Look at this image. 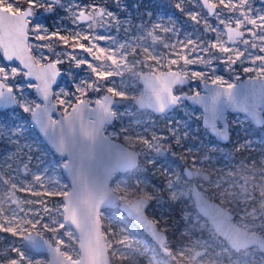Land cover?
Listing matches in <instances>:
<instances>
[{
    "label": "snow or ice",
    "instance_id": "6c2138e0",
    "mask_svg": "<svg viewBox=\"0 0 264 264\" xmlns=\"http://www.w3.org/2000/svg\"><path fill=\"white\" fill-rule=\"evenodd\" d=\"M219 2L225 9L238 13V15L234 20L232 17L224 19L219 12L215 11L218 7L216 3L203 0L208 14L215 15L219 23L224 25V30L220 31L205 20L204 32L217 33L213 42L203 37L193 39L191 34L184 40H181L179 36L174 42L164 40L157 34L158 32L176 34L178 30L174 24L169 25L161 21L153 23L150 29H146L143 23L137 25L136 28L140 35H137L135 39H130L128 43H119L111 35L99 34L96 31L101 26L110 27L112 23L122 26L124 23L107 8L95 4L81 5L79 0H67V3L65 0H26L27 8H22L18 3L14 4L12 0H0V55L3 61H19L21 66L0 65V98L5 93H13L12 86L8 84L9 80L18 76L25 79L34 77L37 83H28L27 87L34 88L43 100H51L54 106L64 109L63 120L60 122L52 120L50 116L47 117V127L54 131L59 123L67 128L70 135L78 130L83 141L94 142L98 135L99 124L116 115L113 110L114 103L131 99L141 107L145 106L143 98L137 100L136 97L128 95L123 87V80L121 81L122 87L119 88L114 80H109L116 76L122 77L125 69L144 81L151 92L147 106L160 112L165 110L166 105L178 104L183 99L174 93L177 86L195 79H204L211 84L213 94L210 97V103L212 105H215L221 97L227 99L230 104L237 103L233 92L234 86L221 77L214 76V69L207 72V76L204 70H188V66L194 64L211 68L213 60L216 59L223 61L225 70L228 71H231L238 63H243L246 57L253 65L259 62L254 68L243 67V71H255L256 76L251 78L249 83L253 89L259 88L264 93V14L254 13L250 0H235V2L234 0H227V2L219 0ZM175 6L181 11L184 10L181 3ZM57 8H62L75 26L65 30L67 35L61 34V29L50 31L44 24L33 23L31 19L38 9L53 13ZM188 16L197 23L202 18L201 14L196 12H190ZM84 23L87 24V32L82 30ZM233 23L235 27L232 26ZM249 25L251 27H248ZM124 31L127 34L130 28H125ZM224 35L227 36V41H224ZM246 35L251 39L245 38ZM148 37L152 38L153 45L162 42L168 51L164 54L158 53L154 47L147 45ZM53 38L58 39L64 46H68L71 41L73 48H79L92 57L93 61L98 62L93 64L86 58L82 59L74 55L69 57L70 60L75 61L77 67L86 65L91 70V74L96 77L94 81L81 80L75 87V98L71 102L63 98V94L55 95L51 92V84L58 74L57 65L62 61L57 59L55 62L43 64L41 63L43 57L38 59L33 55V50L36 48L47 47L52 50V44L33 45L29 42L30 39L43 42L51 41ZM98 41H110L112 47L100 46ZM240 45L244 46L243 50L239 47ZM249 48L257 51L250 52ZM141 52L146 61L152 62L146 64L149 68L148 73L136 71V66L142 63L139 59ZM217 53L221 55L217 56ZM129 55L136 57L131 64L127 61ZM173 56L175 58H170ZM175 65L179 67L174 71L172 66ZM165 68L168 70L164 71ZM105 88L109 95L93 102L96 105V121L85 124L82 112L88 103L89 93L98 94ZM23 90L16 88L17 92ZM23 107L25 111L34 110L26 105ZM35 111H39V106H36ZM125 138L130 145L141 144L156 152L164 150L162 137L153 136L149 140L142 134L133 136L129 132ZM63 143L62 138L61 144ZM136 158V153L126 149H121L117 153L118 164L135 167ZM64 166L67 167V163ZM243 170L248 173L247 170ZM186 175L189 180L193 176L201 175L199 169L195 167V162H193L192 170L187 171ZM202 179L207 180L208 176L202 175ZM250 179L254 182L251 189L248 183ZM33 180L44 187L41 175H33ZM242 181L238 190L236 183L231 180L227 181V187H225L223 178L213 183L214 188L207 190L201 191L199 189H202V185H196L198 190L195 191L193 215L188 216L185 212L182 218L194 219L196 222L203 219L202 229L210 231L220 243L219 248L214 247L215 241L204 242L203 246L199 244L198 246L205 249L201 253L193 252L191 244L176 251L166 246V236L170 230L167 217L161 214L158 218L155 215L149 218L145 210L149 203L157 197L155 192L148 191L147 187H141L140 182H137L132 189L119 184L110 189L102 182L90 184L83 172L77 171L76 187L72 192L57 188L55 191L46 189L43 193L45 196L61 197L59 204L49 207L43 201H24L26 204H42L43 212L34 214L29 212L25 217H19L17 212L13 211L10 217L4 216V223L0 224V232L19 237L22 245L20 247L13 245L6 254L0 255V264H112V257H117L122 262L129 260L136 240L128 234L129 230L125 227L117 231L113 227L115 221L108 222L105 228L103 223L105 219L100 209L106 200L119 201L127 210L131 220L142 227L150 228L151 235L156 237L163 252L169 257L170 264H173L178 255L186 261V264H224L222 259L224 256H228V264H240L238 260H232V253L245 252L255 255L257 250L264 251V224L257 225V220L264 219V215L259 214L255 207L258 204L260 209H264V203H261L264 200V175L260 176L258 184L255 183L256 176L253 174L244 175ZM3 183L7 184L8 181L5 180ZM167 188L169 200L172 203L184 200L185 193L188 199H192L194 192L192 187H180L178 179L173 180L170 177L167 181ZM257 188H259V197L256 194ZM11 189L18 190L17 183H11ZM20 190L30 191L34 196L41 195L30 186L21 185ZM217 196L221 201L219 206L214 203L209 204L205 199L207 197L208 200L215 201ZM229 197L231 199H227ZM224 203L253 205V207L251 211L246 208L239 220H233V209L223 207ZM197 207L199 212L196 211ZM20 211L23 209L21 208ZM45 232L53 235L45 238ZM65 237L68 239L65 240ZM77 244L78 248L75 247ZM45 248L48 251L47 258H34L29 254V250L40 252ZM12 253H15V256H12Z\"/></svg>",
    "mask_w": 264,
    "mask_h": 264
},
{
    "label": "rangeland",
    "instance_id": "374dc122",
    "mask_svg": "<svg viewBox=\"0 0 264 264\" xmlns=\"http://www.w3.org/2000/svg\"><path fill=\"white\" fill-rule=\"evenodd\" d=\"M12 2L14 4L18 3L22 8L27 6L26 0H12ZM210 2L218 5L215 11L219 12L224 19L232 17L234 20L238 15V13L225 9L219 0H210ZM65 3H67V0H65ZM79 3L81 5L95 4L99 7L107 8L120 21L124 22L122 26L112 23L110 27L101 26L96 29L99 34L111 35L119 43H128L130 39H135L137 35H140L136 26L142 23L146 25V29H150L155 22L162 21L169 25L174 24L178 30L176 34L157 33L162 39L169 42H174L177 36L184 40L189 34L192 35L193 39L203 37L209 42L215 41L217 33L204 32L205 20L220 31L224 30V25L219 23L217 17L209 15L205 10L202 0H79ZM177 3L182 4L183 11L176 8L175 5ZM250 4L254 13L264 14L263 0H250ZM190 12L201 14L202 18L199 23L190 19L188 16ZM54 13L56 14L55 16L53 15ZM48 18L51 19L48 20ZM31 19L33 23L44 24L50 31L61 29V34L64 35L68 34L65 30L75 27L62 8H57L53 13L38 9L35 16ZM232 26L235 27L234 23ZM125 28H130L127 34L124 31ZM82 30L87 32L86 23L82 25ZM245 38L251 39L247 35ZM223 39L227 41V36L224 35ZM29 42L33 45L52 44V50L47 47L33 50L34 57L38 59L43 57L41 63L55 62L57 59L62 61V63L58 64L62 76L58 85L54 87L53 94H63V98L71 102L75 98V87L81 80L94 81L96 79L86 65L77 67L75 61L70 60L69 57L74 55L78 58H86L93 64L98 63L79 48H73L71 41L68 46H64L62 42L55 38L51 41L43 42L30 39ZM81 42L88 43L86 41ZM97 43L103 47H112L110 41H98ZM146 43L154 47L158 53L164 54L168 51L164 48L162 42H157L153 45L151 37L147 38ZM239 47L242 50L244 48L243 45ZM248 51L256 52L257 50L249 48ZM219 55L221 54L217 53V56ZM135 59L136 57L132 55L127 57L129 64L133 63ZM139 59L142 63L136 66V71L148 72L149 68L146 64L152 62L146 61L142 52ZM258 64L259 62H257ZM0 65L21 67L16 61H3L2 55H0ZM257 65H253L251 62L238 63L231 71H228L225 70L223 61L216 59L213 60L211 68L194 64L188 66V70H204L207 76V72H211L214 69V76H219L233 85L246 77H255V71L244 72L243 67H256ZM178 67L179 65L172 66V70H177ZM166 70L168 69L165 68L164 71ZM109 80H114L118 88L122 87L121 81L123 80V87L130 97L139 98L142 96L143 86L139 82V78L133 76L126 69L122 77L116 76L109 78ZM202 82L208 81L204 79L190 80L187 86L176 87L174 93L177 95L183 92L187 94L202 93ZM28 83L34 84V82L26 81L22 76L9 80L8 84L13 88L17 105L0 111V224L4 223V216L10 217L13 211L17 212L19 217H25L26 213L29 212L33 214L35 212H43L42 204H26L24 201H43L49 207L59 204L62 198L43 195L46 189L52 191L57 190V188L64 191L70 190L68 180L62 172L66 160L42 140L30 122L32 111L24 110L23 106L25 105L34 109L36 105L40 104V100L34 93V88L27 87ZM18 87L24 90L17 92L16 88ZM105 93H107L106 88L98 94L90 92L87 100L90 104H94L93 102ZM124 101L123 104L113 107L116 112L115 119L112 124L105 126L104 133L137 150L140 164L134 171L115 175L111 182V187L115 188L119 184L132 189L137 182H140L141 187H147L148 191L155 192L157 197L154 199L155 205L148 210L147 214L150 218L154 215L158 218L161 214L167 217L170 230L167 233L168 243L166 246L173 251L185 248L191 244L193 245V252L200 250L204 252L205 249L201 247L204 242L211 243L213 241H215L214 247L219 248L220 243L212 233L202 229L203 219L196 222L194 219L182 218V214L185 212L188 216L193 215L195 207L193 199H188L187 193H185L184 200L172 203L169 200L167 181L170 177L173 180L178 179L179 186L182 188L186 186L192 187L193 184L202 185L200 190L203 191L214 188L215 185L213 183L223 178L225 187H227V181L231 180L236 183L238 190L239 185L243 182L242 177L246 174L249 176L253 174L256 176L255 183L258 184L260 176L264 175V124L259 127L253 126L246 115L227 111L226 120L233 130L234 136L229 147H225L214 142V138L202 126V110L197 106L190 105L187 100H181L172 111L162 115H156L148 109L138 108L135 100ZM59 109L64 114V109ZM125 129L128 131H124ZM129 132L133 136L142 134L149 140L153 136L162 137L161 142L164 150L156 152L143 147L141 144L130 145L125 138L129 135ZM235 154L238 157L237 160L235 159ZM161 156H164V164H158L157 162V158ZM193 162H195V167L199 169L201 175L194 176L189 180L183 173L181 166H186L192 170ZM243 169L247 170L248 173H245ZM141 172H147L149 175L154 176L158 182L153 183L145 180L140 176ZM33 175H41L43 177L44 187H41L39 183L33 180ZM202 175H207L208 179L203 180ZM160 177L164 178L161 180ZM5 180L8 181L7 184L3 183ZM13 182L18 185V190L16 191L11 189V183ZM248 183L251 189L254 182L250 179ZM21 185L33 187L41 195L34 196L30 191L20 190ZM256 194L259 197V188H257ZM227 199H231V197ZM16 201H19V203H16ZM216 201L221 203L219 196H217ZM261 203H264V200ZM222 205L233 209L234 220H239V217L244 215L246 208L251 211L253 207V205L245 206L235 203H224ZM255 207L259 214L264 215V209H260L258 204ZM21 208L23 211H20ZM101 213L105 219L103 222L105 228H107L108 222L115 221L113 227L117 231L121 227H125L129 230L128 234L136 240V243L133 244L130 259L122 262L117 257H112V264H170L169 257L160 250L157 244L143 236L138 227L120 210H103ZM261 224H264V219L257 220V225ZM29 230H31L30 227ZM52 235L50 232H45V238ZM64 239L67 240L68 238L65 237ZM199 244L201 246H198ZM13 245L20 247L22 245L20 238L13 237L10 233L0 232V255L6 254L7 250ZM29 254L33 255L34 258L48 257L46 253L39 254L31 250H29ZM109 254L111 255V253ZM11 255L15 256V253ZM222 259L224 264H228V256H224ZM232 260H238L240 264H264V253L259 250L256 251L255 255H249L245 252L240 254L232 253ZM173 264H186V261L178 255Z\"/></svg>",
    "mask_w": 264,
    "mask_h": 264
},
{
    "label": "water",
    "instance_id": "95a60500",
    "mask_svg": "<svg viewBox=\"0 0 264 264\" xmlns=\"http://www.w3.org/2000/svg\"><path fill=\"white\" fill-rule=\"evenodd\" d=\"M264 1V0H263ZM203 5V0H202ZM204 7V5H203ZM27 8V7H25ZM205 8V7H204ZM205 10L208 12L207 8ZM8 62V61H5ZM19 63V61H16ZM48 61L44 64H48ZM56 71L58 72L55 80L51 84V92L53 93L54 87H56L61 79V69L57 65ZM167 71V70H166ZM175 71V70H174ZM148 73V72H144ZM254 77H246L242 81H239L236 84H233V92L234 97L237 103L230 104L227 99L221 97L220 100L212 105L210 103V97L213 94V89L210 83L202 82V93L197 94H187L182 93L178 94L183 99L187 100L190 105L197 106L202 110V125L207 128L209 133L213 135L217 141L221 143H226L229 140V124L226 120L227 111L232 113H241L246 115L251 124L254 126H262L264 124L263 112H264V93L261 92L259 88L253 89L249 83L250 79ZM25 79V78H24ZM29 82L37 83L34 77H29L25 79ZM139 82L143 86L142 96L137 98L144 99V107H141L137 102L136 105L140 109H148L153 111L155 114L160 115L171 111L177 104H169L165 106V110L163 112L157 111L152 107L147 106L148 97L151 96L150 90L146 87L143 80L139 79ZM189 81H186L184 84L179 85L177 87H184L189 84ZM34 93L37 98L40 100L39 111L34 110L30 114V122L33 125L34 129L37 131L42 140L60 156H62L67 163V167L63 166L62 172L65 178L68 180L70 190L68 192H72L76 187V173L77 171L83 172V174L87 177L89 183L93 182H102L108 188L111 187V181L114 179L115 174L117 173H125L138 165V152L128 145L124 144L121 141L115 140L104 133V128L107 125L113 123L115 116L110 118L109 120L104 121L98 126V135L94 142H85L81 139L79 135V131L77 130L74 134H69L66 127H63L59 123L57 124L55 130L53 131L51 128L47 127V117H51L52 120L60 122L63 120V113L60 109L53 105L50 101H45L42 99L41 95L34 89ZM109 95L105 93L100 98ZM14 97V98H13ZM180 100V101H181ZM125 101L117 102L113 104L114 106H118L123 104ZM17 105L16 98L14 94H7L0 98V111H4L6 109L12 108ZM96 105L90 104L88 101L85 110L82 112V118L87 124L88 122L96 121L97 116L95 112ZM71 112V109H69ZM63 138V145L61 144V139ZM63 148V150H62ZM121 149H126L127 151L134 152L137 154L136 165L135 167H130L126 164H118L117 163V153ZM64 164V165H65ZM193 199L194 202L196 200L195 191L198 190L196 187L193 189ZM206 199V197H205ZM209 204H216L219 206L220 204L213 200L206 199ZM118 201H105L104 204L101 205L100 211L102 212L104 209L116 207ZM119 208L128 215L127 210L123 207L122 204L119 205ZM198 212L199 208H196ZM201 215H203L201 213ZM233 220L234 214L232 213ZM142 227V226H141ZM157 243L156 237L151 235V229L142 227ZM74 229V228H73ZM75 230V229H74ZM167 241V237H166ZM159 244V243H158ZM160 245V244H159ZM78 247V244H77ZM162 248V246L160 245ZM201 252V251H199ZM264 253V251H261ZM39 254L46 253L48 254L47 249H43Z\"/></svg>",
    "mask_w": 264,
    "mask_h": 264
},
{
    "label": "flooded vegetation",
    "instance_id": "af4514ba",
    "mask_svg": "<svg viewBox=\"0 0 264 264\" xmlns=\"http://www.w3.org/2000/svg\"><path fill=\"white\" fill-rule=\"evenodd\" d=\"M27 7V6H26ZM54 16L56 15L55 13L53 14ZM60 68V67H59ZM190 83V82H189ZM184 93V92H183ZM180 94H182V93H180ZM177 106V105H176ZM175 106V107H176ZM174 107V108H175ZM173 108V109H174ZM172 111V110H171ZM170 112V111H169ZM168 113V112H167ZM165 114V113H164ZM157 115V114H156ZM160 115H162V114H160ZM229 124V123H228ZM203 126V125H202ZM205 128V127H204ZM205 129H207V128H205ZM260 129V128H259ZM208 130V129H207ZM232 129H231V127L229 126V140H228V142H226V143H221V142H219V141H217L216 140V138L213 136V135H211L210 133V135L214 138V142L215 143H219L221 146H225V147H229V145H230V142L232 141V139H233V133H232ZM209 132V131H208ZM119 141V140H118ZM135 150V149H134ZM137 151V150H136ZM231 151V150H230ZM138 152V151H137ZM232 152V151H231ZM235 159L237 160L238 159V157H237V155L235 154ZM140 158H139V154H138V165L140 164V160H139ZM199 160H200V156H199ZM157 162H158V164L159 163H163L164 164V156L162 157H159V158H157ZM185 163V162H184ZM136 166L135 168H133V169H131V170H129V171H127V172H130V171H134V170H136L139 166ZM181 168H182V170H183V173L185 174V176L187 177V175H186V173H187V171H189V170H191L190 168H188V167H186V166H181ZM126 173V172H125ZM117 174H120V173H117ZM117 174H115V175H117ZM141 175V177L142 178H144L145 180H148V181H151V182H153V183H156V182H158V180H156L155 179V177L154 176H152V175H149L147 172H141L140 173ZM194 177V176H193ZM164 177H160V179L162 180ZM188 178V177H187ZM189 179V178H188ZM113 181V180H112ZM111 181V182H112ZM196 187V185L195 184H193V186H192V189H194ZM200 190V189H199ZM192 199H193V196H192ZM206 199H207V197H206ZM216 201V200H215ZM193 202H194V199H193ZM216 202H218V201H216ZM219 203V202H218ZM121 203L118 201V204H117V206L116 207H113V208H107V209H104V210H111V209H117V210H120L123 214H125L126 215V217L129 219V220H131V218L125 213V212H123L120 208H119V205H120ZM220 204V203H219ZM154 205H155V200H152L150 203H149V205H148V207H147V209L145 210L146 211V213L148 212V210H150V209H152L153 207H154ZM194 205H195V202H194ZM223 206V205H222ZM224 207V206H223ZM226 208V207H225ZM197 210V209H196ZM198 211V210H197ZM148 215V214H147ZM149 216V215H148ZM150 218V217H149ZM131 222H133L137 227H138V229L141 231V234L143 235V236H145V237H147V238H149V239H151L152 241H154L156 244H157V246L160 248V250L163 252V250H162V248L160 247V245L140 226V225H138V224H136L135 223V221H133V220H131ZM167 237V241H166V244L168 243V235L166 236ZM201 251V253H203V250H200ZM164 253V252H163Z\"/></svg>",
    "mask_w": 264,
    "mask_h": 264
},
{
    "label": "bare ground",
    "instance_id": "6f19581e",
    "mask_svg": "<svg viewBox=\"0 0 264 264\" xmlns=\"http://www.w3.org/2000/svg\"><path fill=\"white\" fill-rule=\"evenodd\" d=\"M248 27H251L250 25ZM251 62L250 59H248L247 57L243 60V63H248ZM254 68V67H253Z\"/></svg>",
    "mask_w": 264,
    "mask_h": 264
},
{
    "label": "trees",
    "instance_id": "16d2710c",
    "mask_svg": "<svg viewBox=\"0 0 264 264\" xmlns=\"http://www.w3.org/2000/svg\"><path fill=\"white\" fill-rule=\"evenodd\" d=\"M51 18H52V17H51ZM51 18H48V20L51 19Z\"/></svg>",
    "mask_w": 264,
    "mask_h": 264
}]
</instances>
